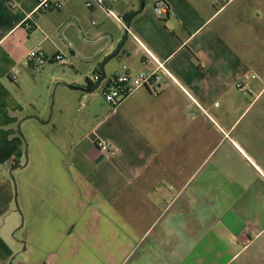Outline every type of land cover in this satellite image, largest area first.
<instances>
[{
	"label": "crops",
	"instance_id": "crops-1",
	"mask_svg": "<svg viewBox=\"0 0 264 264\" xmlns=\"http://www.w3.org/2000/svg\"><path fill=\"white\" fill-rule=\"evenodd\" d=\"M39 1L0 0V264H264V89L235 85V1L163 0L165 18L146 0ZM108 9L130 20L122 65L156 68L140 41L171 78L118 107L83 104L77 123L39 122L27 54L44 52L43 71L62 55L96 72L124 39Z\"/></svg>",
	"mask_w": 264,
	"mask_h": 264
},
{
	"label": "rangeland",
	"instance_id": "rangeland-1",
	"mask_svg": "<svg viewBox=\"0 0 264 264\" xmlns=\"http://www.w3.org/2000/svg\"><path fill=\"white\" fill-rule=\"evenodd\" d=\"M157 1L159 0H146V3L155 6ZM193 1L196 4H204L207 0ZM232 5L233 14L231 18L233 25L230 23L232 26L228 30L227 41L233 48L234 57L237 56L242 59L244 61L243 63L247 66L245 68L247 71L244 78L236 82L235 85L248 94L247 89L252 88V86H249L250 84L256 86V88L263 87L264 89V0H236ZM170 21H175L174 26L178 27V21L176 19L171 18ZM168 24L170 25V23ZM54 64L52 70L46 69L43 71L42 66L44 63L35 70L38 75L37 81L44 85L46 93L39 99L38 107L40 109L45 108L47 113H43L42 116L41 114H35L39 122L41 120L51 119L48 126H51L53 123L63 125L72 122L77 123L75 117L84 115L83 111L89 104L91 106H100L101 103H107L100 88L86 93L71 90L66 87V82H64L67 79L66 77L70 76L69 78H71L73 76L78 81L77 83L80 84V87H82L86 76L88 77L95 73L84 62L75 68H72L70 65H65L59 60H55ZM121 67L122 62L120 61V57L117 56L111 59L105 67V76L109 77L116 70H120ZM51 71H54L60 78L50 83V90L46 92L45 85L48 83L49 73ZM254 75L257 76L254 79L247 78V76ZM217 101L221 105L222 98L218 97ZM83 104L87 106L84 108L81 106ZM45 116L47 118H44ZM48 126L44 125L45 128H48Z\"/></svg>",
	"mask_w": 264,
	"mask_h": 264
},
{
	"label": "built area",
	"instance_id": "built-area-1",
	"mask_svg": "<svg viewBox=\"0 0 264 264\" xmlns=\"http://www.w3.org/2000/svg\"><path fill=\"white\" fill-rule=\"evenodd\" d=\"M98 3H102L101 0H96ZM212 5L225 7L230 3H233L236 0H207ZM87 5L91 6L88 2ZM60 4L52 3L50 0H40L37 7L35 8L36 12H46L50 9H58ZM155 13L165 18L169 13L170 9L167 3L163 0H159L156 2L154 6ZM108 15L113 17L120 25L121 29L125 32H129V28L127 26L126 20L121 17L120 14L114 12L112 9H108ZM29 15L28 18H30ZM95 22H93L94 24ZM139 47L142 51L145 52V61H151L155 65V69L153 71L141 70L138 72L132 71L131 68L124 64L122 65L120 70H116L109 77L104 76L101 79V70L96 71L92 74L88 79L91 84H96L100 79V85L98 88L101 89L104 99L107 103L114 107L120 106L121 102L132 92L136 91L141 87L150 86L153 89L154 94H158L161 91V73L167 75V77L171 78V74L167 69V66L163 61H160L152 52L144 45V43L139 41ZM62 55L55 56V60H61ZM46 61V57L44 52L39 49H32L27 54V62L30 66L39 67ZM254 75L252 78H256ZM97 146H99L102 151L109 152L111 144L109 142L103 141L102 139H98L96 142Z\"/></svg>",
	"mask_w": 264,
	"mask_h": 264
},
{
	"label": "water",
	"instance_id": "water-1",
	"mask_svg": "<svg viewBox=\"0 0 264 264\" xmlns=\"http://www.w3.org/2000/svg\"><path fill=\"white\" fill-rule=\"evenodd\" d=\"M144 1L145 0H142L143 4H144ZM143 4H142V7L140 9V11L142 10L143 8ZM136 14V12L133 13V16ZM127 26L128 28H130V20H128L127 22ZM128 34L129 32L128 31H125L124 32V39L122 41V43H119L118 47L116 48V50L114 51V53H112L111 55H109V57H107L106 59H104L101 64H100V70H101V79L106 75V71H105V65L111 60V59H114L118 56L119 52L121 51V49L123 48L124 46V43H126L127 39H128ZM101 79L95 84V86L91 89H85V88H82V87H78V86H72V85H67V87L71 90H75V91H87V93L89 92H93L94 90H97L99 85H100V82H101ZM49 121L48 120H41L40 122L43 123V124H46L47 122ZM14 168H12L13 170ZM11 170V171H12Z\"/></svg>",
	"mask_w": 264,
	"mask_h": 264
},
{
	"label": "trees",
	"instance_id": "trees-1",
	"mask_svg": "<svg viewBox=\"0 0 264 264\" xmlns=\"http://www.w3.org/2000/svg\"><path fill=\"white\" fill-rule=\"evenodd\" d=\"M97 71H99V69H97ZM86 82H87V85H86L87 89H91V88H93L95 86L94 84L90 83L88 78H86Z\"/></svg>",
	"mask_w": 264,
	"mask_h": 264
}]
</instances>
